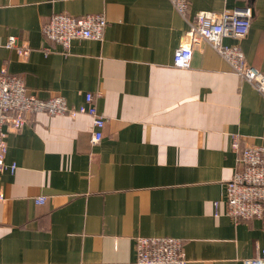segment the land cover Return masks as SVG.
Masks as SVG:
<instances>
[{
    "label": "crops",
    "instance_id": "1",
    "mask_svg": "<svg viewBox=\"0 0 264 264\" xmlns=\"http://www.w3.org/2000/svg\"><path fill=\"white\" fill-rule=\"evenodd\" d=\"M247 6L249 33L223 42L264 71V0H190L188 16ZM56 13L104 14L103 37L65 51L42 32ZM188 26L170 0H0V70L72 107L90 92L105 118L97 143L89 113L6 126L17 167L0 173V264H131L138 236L182 239L187 264H243L264 248V215L235 219L225 202L234 141L264 144V97L207 41L176 66Z\"/></svg>",
    "mask_w": 264,
    "mask_h": 264
},
{
    "label": "built area",
    "instance_id": "2",
    "mask_svg": "<svg viewBox=\"0 0 264 264\" xmlns=\"http://www.w3.org/2000/svg\"><path fill=\"white\" fill-rule=\"evenodd\" d=\"M175 9L186 19L189 26L185 32V42L174 53V64L189 67L193 55V45L207 41L229 63L232 70L250 82L264 97V71L246 59L238 46L226 44V35L245 37L249 33L254 9L252 6L232 10H199L188 16L190 0H170ZM107 19L102 13L74 16L56 13L42 24L45 37L60 44L68 51L74 39H101ZM7 48L17 46L16 37L10 36L4 44ZM18 52L27 55V48L18 47ZM47 112L50 115H70L89 113L93 117L92 142L97 143L103 136L105 118L98 113L92 93L85 95V103L78 107L68 104L62 94H52L46 99L29 92L24 78L0 70V173L14 170L16 163L8 164L6 126L19 131L33 113ZM233 148L239 151V168L226 182L227 213L235 219L250 220L264 215V144H249L240 149L237 140ZM5 196L0 192V201ZM46 201L38 196L36 202ZM218 202H216L217 205ZM135 260L131 264H187L184 241L172 236H138L135 240ZM243 264H264V248L255 256L243 260Z\"/></svg>",
    "mask_w": 264,
    "mask_h": 264
}]
</instances>
